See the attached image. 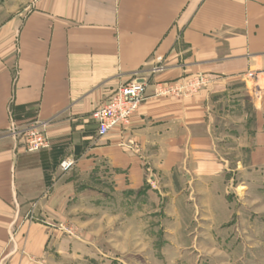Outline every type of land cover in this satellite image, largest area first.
I'll list each match as a JSON object with an SVG mask.
<instances>
[{
    "label": "crops",
    "instance_id": "0c3cea01",
    "mask_svg": "<svg viewBox=\"0 0 264 264\" xmlns=\"http://www.w3.org/2000/svg\"><path fill=\"white\" fill-rule=\"evenodd\" d=\"M22 8L0 19V249L17 217L64 214L84 191L98 199L89 181L106 177L127 199L153 178L155 196L172 192L180 206L195 200L213 216V200L226 209L219 194L231 178L264 177V0H23ZM158 57L164 69L153 73ZM197 73L213 78L198 94L154 95L157 82ZM138 76L147 87L130 125L98 135L91 113ZM30 126L44 129L48 148L25 151ZM64 159L74 160L65 173ZM19 230L41 254L46 227Z\"/></svg>",
    "mask_w": 264,
    "mask_h": 264
},
{
    "label": "rangeland",
    "instance_id": "374dc122",
    "mask_svg": "<svg viewBox=\"0 0 264 264\" xmlns=\"http://www.w3.org/2000/svg\"><path fill=\"white\" fill-rule=\"evenodd\" d=\"M22 6L23 0H0V19ZM228 154L232 160L247 157ZM247 175L244 184L237 177L222 187L226 209L223 200H213V216L195 200L180 206L169 198L172 192L155 196L160 185L153 178L127 199L111 192L106 177L99 185L89 181L85 186L101 188L98 199L84 191L89 195L64 214L17 217L5 234L0 264H264V177ZM23 222L46 227L41 254L25 247Z\"/></svg>",
    "mask_w": 264,
    "mask_h": 264
},
{
    "label": "built area",
    "instance_id": "2783aa9c",
    "mask_svg": "<svg viewBox=\"0 0 264 264\" xmlns=\"http://www.w3.org/2000/svg\"><path fill=\"white\" fill-rule=\"evenodd\" d=\"M158 64L152 72H161L164 66L158 57ZM213 81L210 75L197 73L182 77L168 83L157 82L154 88L155 96H170L176 98H189L198 94L202 89L209 86ZM147 82L144 77L136 79L119 86L111 95L109 100L95 109L91 116L97 123V133L106 135L111 129H126L145 99ZM15 133L16 128L9 129ZM50 141L44 129L38 126H30L24 130V149L27 152H37L48 148ZM74 160L64 159L59 163L60 170L65 173L72 169Z\"/></svg>",
    "mask_w": 264,
    "mask_h": 264
}]
</instances>
